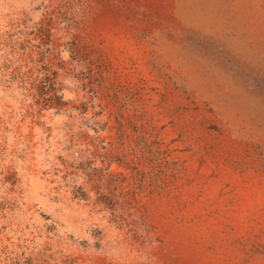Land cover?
<instances>
[{"label": "rangeland", "instance_id": "obj_1", "mask_svg": "<svg viewBox=\"0 0 264 264\" xmlns=\"http://www.w3.org/2000/svg\"><path fill=\"white\" fill-rule=\"evenodd\" d=\"M0 264H264V0H0Z\"/></svg>", "mask_w": 264, "mask_h": 264}, {"label": "trees", "instance_id": "obj_2", "mask_svg": "<svg viewBox=\"0 0 264 264\" xmlns=\"http://www.w3.org/2000/svg\"><path fill=\"white\" fill-rule=\"evenodd\" d=\"M49 81H50L51 87H49V89H48L49 92H46V95L49 94V95H47V98H51V99H52L53 97H57V98H59L60 96L57 95L58 89H57V87L55 86V82L51 81V79L48 78L47 76H46L45 79L43 80V83H44L45 87L49 85V84L46 85V82H49ZM59 101H61V100L59 99ZM59 103H60V102H59Z\"/></svg>", "mask_w": 264, "mask_h": 264}]
</instances>
